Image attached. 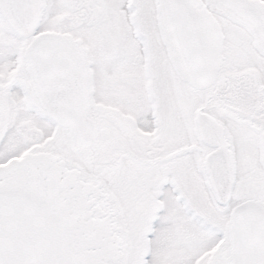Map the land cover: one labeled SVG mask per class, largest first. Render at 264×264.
Segmentation results:
<instances>
[{
  "label": "snow or ice",
  "instance_id": "obj_1",
  "mask_svg": "<svg viewBox=\"0 0 264 264\" xmlns=\"http://www.w3.org/2000/svg\"><path fill=\"white\" fill-rule=\"evenodd\" d=\"M0 264H264V0H0Z\"/></svg>",
  "mask_w": 264,
  "mask_h": 264
}]
</instances>
